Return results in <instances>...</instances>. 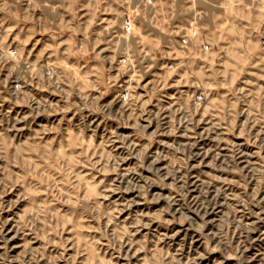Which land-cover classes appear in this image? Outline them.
<instances>
[{
    "label": "rangeland",
    "instance_id": "1",
    "mask_svg": "<svg viewBox=\"0 0 264 264\" xmlns=\"http://www.w3.org/2000/svg\"><path fill=\"white\" fill-rule=\"evenodd\" d=\"M0 264H264V0H0Z\"/></svg>",
    "mask_w": 264,
    "mask_h": 264
}]
</instances>
